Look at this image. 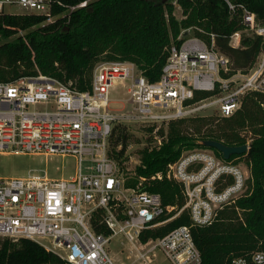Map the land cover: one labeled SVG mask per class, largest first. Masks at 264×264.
I'll return each instance as SVG.
<instances>
[{"label": "built area", "instance_id": "1", "mask_svg": "<svg viewBox=\"0 0 264 264\" xmlns=\"http://www.w3.org/2000/svg\"><path fill=\"white\" fill-rule=\"evenodd\" d=\"M227 2L232 11L237 8ZM52 4L53 0H0V13L40 14L47 22L56 17ZM238 6L247 27L264 37V25H256L255 14ZM189 32L182 31L181 41L170 45L155 81L129 60L97 62L86 90L42 73L0 81V153L67 154L78 163L66 178L33 172L0 177V238L34 240L71 264H118L107 248L116 235L131 244L144 264H152L157 251L172 264L201 262L189 225L146 240L140 234L184 209L192 225L210 224L247 191L249 170L239 161L247 152L225 159L200 147L152 174L150 180L179 183L185 198L174 215L162 220L175 207L165 205L160 193L142 189L145 177H139L136 186L127 185L109 153L113 127L121 120L169 122L207 108L227 117L241 107L245 95L264 93V48L244 71L233 67L213 39L209 44ZM117 83L125 88L131 111L111 108ZM199 93L208 95L198 98ZM97 212L109 234L94 230L91 220ZM233 264H264V250L235 258Z\"/></svg>", "mask_w": 264, "mask_h": 264}, {"label": "trees", "instance_id": "2", "mask_svg": "<svg viewBox=\"0 0 264 264\" xmlns=\"http://www.w3.org/2000/svg\"><path fill=\"white\" fill-rule=\"evenodd\" d=\"M229 1L237 6L234 11L227 0H53L51 12L56 17L51 22L40 14L0 13V81L42 73L86 90L100 59L132 61L150 81H155L170 45L179 43L178 36L190 27L209 44L213 39L214 47L230 58L234 68L246 71L264 48V37L247 27L238 5L251 10L256 25L262 26L264 0ZM176 4L182 8L181 18L174 14ZM236 32H240L239 45L231 42ZM207 95L199 93L196 97ZM244 129H249L251 135ZM158 132L163 136L161 145L141 150V165L127 185L136 186L139 177H145L141 188L160 193L165 205L175 207L161 220L174 215L185 198L179 183L153 181L151 175L164 171L180 156L183 147H207L203 145L206 139L227 145L249 144L244 160L250 167L251 191L221 209L208 225H192L184 209L167 222L142 231L141 239L189 225L201 254L199 264H233L235 258L264 250V93L245 95L241 107L231 116L179 118L168 122L166 137L163 127ZM110 145V155L120 159L128 146V134L121 123L114 125ZM235 155L239 154L231 156ZM91 223L96 232L110 233L100 212ZM0 264L71 263L34 240L0 238Z\"/></svg>", "mask_w": 264, "mask_h": 264}, {"label": "rangeland", "instance_id": "3", "mask_svg": "<svg viewBox=\"0 0 264 264\" xmlns=\"http://www.w3.org/2000/svg\"><path fill=\"white\" fill-rule=\"evenodd\" d=\"M175 1V0H174ZM8 10L13 9L8 7ZM17 11V9H15ZM174 14L178 17H182V8L176 4ZM55 18H52L53 21ZM48 20L47 22H51ZM189 34L194 35V28L190 27ZM196 35V34H195ZM182 33L178 36L181 39ZM232 44L239 45L240 34L232 37ZM111 60H126V59H111ZM99 61H109L108 59H100ZM96 62V63H97ZM95 63V64H96ZM95 66V65H94ZM112 99L110 106L115 111H131L132 105L129 102V97L125 94V88L117 83L112 91ZM218 114L215 108H207L198 112L195 116ZM219 115V114H218ZM193 116H188L189 118ZM121 126L125 127V131L128 134V146L127 149L120 159H116L118 163H121V173L123 174L126 183L133 180L136 176V168L141 165V150L146 147H157L160 146L163 140V136L159 134V129L163 127L165 131V137L167 135L168 122H157L154 124L145 123L136 120H121ZM153 129L150 130L149 128ZM248 135L250 134L249 129L242 130ZM161 141V143H159ZM112 145V144H111ZM109 141V150H110ZM201 146H185L182 149L183 153L189 150L199 149ZM112 148V147H111ZM219 155L214 149L209 147H204ZM120 149V145L116 147V152ZM121 161V162H120ZM242 166L249 170L247 163L243 158L239 159ZM78 163L74 156L72 155H45V154H31V153H0V177H16L21 175H27L29 172L46 174L49 178H66L74 174L77 170ZM251 177L248 180V188L244 196L249 194L251 191ZM2 239V238H1ZM107 248L111 255L115 258L118 264H144L141 259L138 258V252L131 246L130 243L120 235L113 236L110 242L107 244ZM152 264H172L161 251H157L156 255L153 257Z\"/></svg>", "mask_w": 264, "mask_h": 264}, {"label": "water", "instance_id": "4", "mask_svg": "<svg viewBox=\"0 0 264 264\" xmlns=\"http://www.w3.org/2000/svg\"><path fill=\"white\" fill-rule=\"evenodd\" d=\"M203 145L207 147H213L219 150L222 153V156L225 159L230 158L232 154H243L247 152L248 146L247 144L241 145H227L221 141L214 139H206L203 141Z\"/></svg>", "mask_w": 264, "mask_h": 264}]
</instances>
